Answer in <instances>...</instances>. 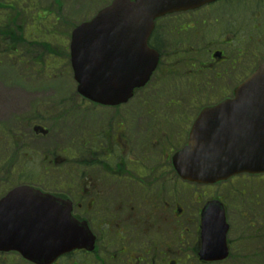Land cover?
Returning <instances> with one entry per match:
<instances>
[{
    "label": "flooded vegetation",
    "instance_id": "flooded-vegetation-1",
    "mask_svg": "<svg viewBox=\"0 0 264 264\" xmlns=\"http://www.w3.org/2000/svg\"><path fill=\"white\" fill-rule=\"evenodd\" d=\"M156 26L160 48L151 46L161 61L149 89L136 91L118 107L86 100L83 114L69 99L68 114L64 110L60 120L63 126L66 118L70 121L69 137L65 132L61 142L65 148L60 150L66 157L53 158L52 163L60 166L56 174L48 171L49 164L41 165L45 175L54 177L34 180L33 167L27 163L28 136L11 129L7 133V119H0V204L18 188H35L71 202L74 219L93 234V245L85 243L81 250H71L51 264H185L186 238L194 237L193 251H197L201 214L206 203L214 200L226 208L228 236L237 237H229L230 255L224 263L264 261L258 185L233 178L220 184L222 194L213 198L196 199L193 186L189 189L194 196L185 197L179 192L172 159L189 139L194 108L154 102L156 95L210 91L214 85L232 91L264 64V0H219L161 19ZM2 27L0 21L5 57ZM10 34L15 36L13 30ZM52 103L54 99L44 101L47 106ZM18 107L26 108V103ZM11 136L21 142H13ZM20 152L25 163H20ZM10 212L13 208L0 211V223L15 218L5 215ZM0 264L39 263L2 249Z\"/></svg>",
    "mask_w": 264,
    "mask_h": 264
},
{
    "label": "water",
    "instance_id": "water-1",
    "mask_svg": "<svg viewBox=\"0 0 264 264\" xmlns=\"http://www.w3.org/2000/svg\"><path fill=\"white\" fill-rule=\"evenodd\" d=\"M214 1L115 0L73 34L72 64L78 92L105 106L127 102L135 88L147 84L158 61L148 48L154 20ZM175 161L184 179L201 184H214L241 173H264V67L239 89L232 101L202 113L189 145L178 153ZM22 196L29 195L18 197ZM18 201L22 203L20 198ZM29 201L39 204L42 200L34 197ZM48 211L46 215L37 213L29 226L34 240L38 241L40 256L57 257L65 250L81 248L78 233L73 229L62 230L55 221L61 214L52 207ZM215 211L220 223L211 224L207 212L203 259H214L213 254L218 259L224 258L225 218L223 211L218 208ZM66 244L71 245L66 249ZM43 245L48 247L44 250Z\"/></svg>",
    "mask_w": 264,
    "mask_h": 264
},
{
    "label": "rangeland",
    "instance_id": "rangeland-1",
    "mask_svg": "<svg viewBox=\"0 0 264 264\" xmlns=\"http://www.w3.org/2000/svg\"><path fill=\"white\" fill-rule=\"evenodd\" d=\"M60 1V0H59ZM111 0H62L61 8H62V13H61V21L59 23H55L52 20L53 25L49 26H44L45 23L48 21V15H49V10L47 11L46 9L48 7L52 8V11L56 14V10L58 9L57 4L55 3V0H39V3L33 4L32 6H28L27 0L20 2L18 5V8L22 10V13H25V9H28L32 11L33 14H36L37 11L39 10V17L41 20H43L44 24L40 27L41 31L43 32L41 38L39 41L45 42L46 44L51 45L52 49H55L56 51L58 50L60 53L63 54L61 55L63 61L62 66L60 69L56 72L59 75V78L57 80H48L47 78H30V76H21L23 79V88L25 89V99H26V104L28 107L33 106L35 107L38 103H41L42 101L46 100H51L52 98H66V97H71L74 100L71 102L72 106H78V107H83V100L78 97L79 95L76 93L77 87L75 86V83L73 82V75H71L70 71V66L67 61V56H69L68 48L70 46V38H71V32L73 31L72 25H76L78 22H82L85 19H88L89 15L94 16L93 12H97L100 10V8L104 7L105 4L109 3ZM44 10V11H43ZM50 18V17H49ZM25 26L26 25H32L34 22L32 18L25 19ZM35 30L38 31V27H35ZM69 32V33H68ZM56 36V38H54ZM45 51L44 49L41 50V52ZM60 61H56V64H59ZM1 73V72H0ZM54 73V74H56ZM53 74V75H54ZM1 79V78H0ZM22 79H18V77L12 81V82H5V79H3L4 84L8 85L9 87L11 86H16L19 84V82ZM41 90V100L34 102L32 105H29V100L33 101L32 98H28L27 95L29 93H33L34 90ZM23 92L18 89L15 90L14 92H11L8 90V92L3 93V95L0 93V108H3V111L1 112V115L4 117H7L9 115V121L12 120V122L15 124L17 119H14V117H18L22 111L15 112L14 107H17L20 103H22L24 100L22 99ZM169 96V93L167 94ZM177 98V96H175ZM166 98H158L155 97L154 102L155 104L165 103ZM28 101V102H27ZM4 104V107L1 105ZM5 109V110H4ZM30 110V109H29ZM81 110V111H79ZM99 110H103L99 108ZM78 111L83 114L85 111L83 108H79ZM82 118V117H80ZM30 133V137H31ZM52 136L47 139H40L36 138L35 140L31 141L30 139V144H31V150L35 151H40L43 147L47 146L49 147L52 144ZM55 146L52 145V147ZM32 160V165H41L42 164V158H37L36 155ZM40 173V172H39ZM259 181L264 180V178H257ZM256 179V180H257ZM260 191H264V186L259 185ZM216 190V189H215ZM181 191V188H180ZM179 191V192H180ZM196 191V190H195ZM187 194L188 197H190L189 192H184ZM198 194H202V190H199L197 192ZM212 195L213 192H212ZM263 198L261 199V208H262V214H264V194ZM187 243L184 245V257L190 256L192 259V253L191 251H186L189 248H192L194 245V237H187ZM187 248V249H186Z\"/></svg>",
    "mask_w": 264,
    "mask_h": 264
}]
</instances>
